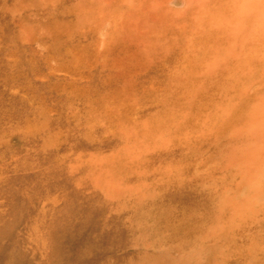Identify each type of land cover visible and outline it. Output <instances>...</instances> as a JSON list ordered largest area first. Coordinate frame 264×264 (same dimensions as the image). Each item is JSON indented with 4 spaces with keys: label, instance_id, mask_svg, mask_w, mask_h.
Masks as SVG:
<instances>
[{
    "label": "rangeland",
    "instance_id": "1",
    "mask_svg": "<svg viewBox=\"0 0 264 264\" xmlns=\"http://www.w3.org/2000/svg\"><path fill=\"white\" fill-rule=\"evenodd\" d=\"M0 264H264V0H0Z\"/></svg>",
    "mask_w": 264,
    "mask_h": 264
}]
</instances>
